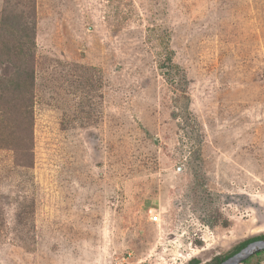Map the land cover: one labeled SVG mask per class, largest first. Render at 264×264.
Masks as SVG:
<instances>
[{
	"label": "rangeland",
	"instance_id": "obj_1",
	"mask_svg": "<svg viewBox=\"0 0 264 264\" xmlns=\"http://www.w3.org/2000/svg\"><path fill=\"white\" fill-rule=\"evenodd\" d=\"M0 93V264L264 236V0H0Z\"/></svg>",
	"mask_w": 264,
	"mask_h": 264
},
{
	"label": "water",
	"instance_id": "obj_2",
	"mask_svg": "<svg viewBox=\"0 0 264 264\" xmlns=\"http://www.w3.org/2000/svg\"><path fill=\"white\" fill-rule=\"evenodd\" d=\"M262 251H264V239L255 240L219 264H242L245 260Z\"/></svg>",
	"mask_w": 264,
	"mask_h": 264
},
{
	"label": "trees",
	"instance_id": "obj_3",
	"mask_svg": "<svg viewBox=\"0 0 264 264\" xmlns=\"http://www.w3.org/2000/svg\"><path fill=\"white\" fill-rule=\"evenodd\" d=\"M32 46H33V44H32ZM18 91H19V86H18L17 88L15 87V88L12 89V92H13V93H16V92L18 93ZM8 92H9V91H8ZM8 92L5 93L6 96H7ZM2 98H5V97L2 95V93H0V100H1ZM30 111H31V109H30ZM0 117H1V116H0ZM259 239H264V236H259V237L251 238V239H248V240L244 241L243 243H241V244L238 246L236 252H238L240 249H242L243 247H245L248 243L253 242V241H255V240H259ZM262 252H264V251H262ZM260 253H261V252L257 253L256 255H258V254H260ZM225 259H227V258H221V259H218L217 263L222 262V261L225 260ZM247 260H248V259H247ZM247 260H245L244 262H246Z\"/></svg>",
	"mask_w": 264,
	"mask_h": 264
},
{
	"label": "built area",
	"instance_id": "obj_4",
	"mask_svg": "<svg viewBox=\"0 0 264 264\" xmlns=\"http://www.w3.org/2000/svg\"><path fill=\"white\" fill-rule=\"evenodd\" d=\"M152 221H154L155 223H159L161 221L159 214H154L152 216Z\"/></svg>",
	"mask_w": 264,
	"mask_h": 264
},
{
	"label": "flooded vegetation",
	"instance_id": "obj_5",
	"mask_svg": "<svg viewBox=\"0 0 264 264\" xmlns=\"http://www.w3.org/2000/svg\"><path fill=\"white\" fill-rule=\"evenodd\" d=\"M237 253V252H236ZM235 254V253H234Z\"/></svg>",
	"mask_w": 264,
	"mask_h": 264
},
{
	"label": "bare ground",
	"instance_id": "obj_6",
	"mask_svg": "<svg viewBox=\"0 0 264 264\" xmlns=\"http://www.w3.org/2000/svg\"><path fill=\"white\" fill-rule=\"evenodd\" d=\"M226 221V220H225Z\"/></svg>",
	"mask_w": 264,
	"mask_h": 264
}]
</instances>
